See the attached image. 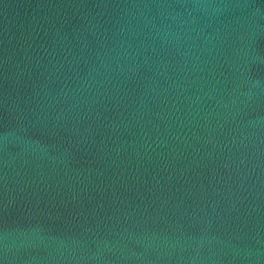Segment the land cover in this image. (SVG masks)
Masks as SVG:
<instances>
[{
    "label": "water",
    "instance_id": "95a60500",
    "mask_svg": "<svg viewBox=\"0 0 264 264\" xmlns=\"http://www.w3.org/2000/svg\"><path fill=\"white\" fill-rule=\"evenodd\" d=\"M0 264H264V0H0Z\"/></svg>",
    "mask_w": 264,
    "mask_h": 264
}]
</instances>
